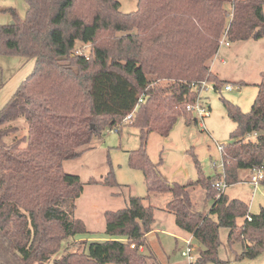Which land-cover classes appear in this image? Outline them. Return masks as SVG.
<instances>
[{"label": "trees", "instance_id": "obj_1", "mask_svg": "<svg viewBox=\"0 0 264 264\" xmlns=\"http://www.w3.org/2000/svg\"><path fill=\"white\" fill-rule=\"evenodd\" d=\"M24 1V17L6 9L12 24L0 27V55L34 60L0 110V264H44L63 241L54 264H162L147 239L155 208L144 204L159 193L171 196L164 210L175 226L202 247L192 264H225L218 257L221 228L229 246L241 243L237 259L264 252V209L249 214L246 203L214 188L222 177L228 187L241 181V171L264 170V73L249 112L223 100L235 128L220 149L222 175L168 184L146 153L150 134L165 137L179 118L189 120L196 87L227 85L210 69L222 39L264 43V0H138L127 14L117 0ZM133 110L126 125L139 131V147L129 166L142 172L148 194L102 213L104 240L76 239L94 235L75 217L84 185L118 184L111 171L84 184L62 164L104 130H120ZM17 122L26 125L22 137ZM259 183L264 190V178ZM196 187L213 200L207 213L191 200Z\"/></svg>", "mask_w": 264, "mask_h": 264}, {"label": "rangeland", "instance_id": "obj_2", "mask_svg": "<svg viewBox=\"0 0 264 264\" xmlns=\"http://www.w3.org/2000/svg\"><path fill=\"white\" fill-rule=\"evenodd\" d=\"M122 13H131L137 9L138 0H117ZM14 9L22 19L27 5L24 0H0V27L12 22L6 9ZM222 41V40H221ZM220 41V42H221ZM218 56L213 58L210 69L233 89L214 91L211 83H206L200 93L202 107L207 112L203 117L197 112H190L189 120L179 118L165 137L150 134L147 140L146 153L156 166L159 178L168 184L185 185L199 177L222 175V161L219 146L227 144L235 124L227 117L223 100L237 105L244 113L249 112L257 93L256 85L260 74L264 73V43L262 40L224 44ZM88 54L89 48L80 49ZM221 60L224 63H221ZM34 60L13 55H0V110L8 103L20 84L32 73ZM196 119L197 122H194ZM121 122L120 130H104L101 139L93 138L85 151L75 160L65 161L62 169L65 173L77 175L82 183L89 179L99 180L109 171L113 173L118 186L109 188L102 185H84L81 196L76 201L75 217L81 219L90 230L104 227L102 213L115 211L124 207L129 197L142 198L148 194L147 184L141 171L129 166V158L139 147V131ZM20 131L18 137L26 133V125L17 122ZM197 164H196V162ZM241 181L228 186L224 193L230 199H238L248 206L249 214L255 215L264 209V190L261 184L250 183V171L239 173ZM168 193L152 194L149 201L154 210V232L148 235V244L162 264H188L181 252L185 241L191 239L192 256L196 258L202 247L189 235L180 231L174 224L172 215L165 212L170 201ZM191 200L197 210L207 213L212 199L205 196L200 187L191 191ZM241 219L237 224H241ZM97 232V231H95ZM97 234H94L95 236ZM81 236H76L79 239ZM220 246L218 257L225 264H264V252L253 259H237L242 252L240 242L231 246L227 243L228 230H219ZM70 241V240H69ZM63 241L61 249L44 264H54L67 245ZM195 261V260H194Z\"/></svg>", "mask_w": 264, "mask_h": 264}, {"label": "built area", "instance_id": "obj_3", "mask_svg": "<svg viewBox=\"0 0 264 264\" xmlns=\"http://www.w3.org/2000/svg\"><path fill=\"white\" fill-rule=\"evenodd\" d=\"M222 44H224L225 46H228V43H225L223 39H222V41L220 42V47H221ZM219 49H220V48H219ZM218 52H219V51H218ZM218 52H217V54H216L215 57L218 56ZM205 87H206V82H202V83L200 84L199 87H196V88H198V90H199V97H198V100H197V102H196L194 105H188V106L186 107V110H187V111L197 112V114H198L199 116H201V117H203L204 115H207L206 110L204 109V107H202L201 96H200L201 91H202L203 89H205ZM232 89H233V88H232L230 85H226V86L224 87V90H225V91H231ZM140 102H141V99H139V100L137 101L134 110L136 109V107L138 106V104H139ZM134 110H133L129 115H127V116L125 117V119L123 120V122H129V121L131 120ZM218 148H219V150L221 149L220 146H219ZM250 172H251V176H250L249 181H250V183H252L253 185L256 186L257 184H259V182H260L261 180H263V178H264V170H262V169H261V170H252V171H250ZM214 188H215L217 191H219L220 193L225 191V189H226L227 187H226V184H225V182H224L223 177H222L219 181H217V182L214 184ZM191 238H192V237H191ZM185 245H186V247H185V249L181 252V256L186 258V261H187L188 264H192V263L194 262L195 258H194V256H192V253H193V246L191 245V239L186 240V241H185ZM131 247H133V246H131Z\"/></svg>", "mask_w": 264, "mask_h": 264}, {"label": "crops", "instance_id": "obj_4", "mask_svg": "<svg viewBox=\"0 0 264 264\" xmlns=\"http://www.w3.org/2000/svg\"><path fill=\"white\" fill-rule=\"evenodd\" d=\"M221 63H224V61L221 60ZM103 222H104V221H103ZM85 226H86V225H85ZM86 228H87V226H86ZM103 228H104V227H103ZM103 228L100 229V230H90V229L87 228V230H88L89 232H91V233H93V234H97V235H95V236H93V235H89V236L84 235V236L79 237V239H87V240H89V241H91V240H104L105 238H104V236L102 235ZM95 231H97V232H95ZM190 237H191V236H190Z\"/></svg>", "mask_w": 264, "mask_h": 264}, {"label": "water", "instance_id": "obj_5", "mask_svg": "<svg viewBox=\"0 0 264 264\" xmlns=\"http://www.w3.org/2000/svg\"><path fill=\"white\" fill-rule=\"evenodd\" d=\"M10 24H12V22Z\"/></svg>", "mask_w": 264, "mask_h": 264}]
</instances>
